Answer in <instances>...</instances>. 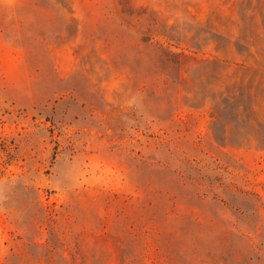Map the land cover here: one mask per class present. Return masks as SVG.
<instances>
[{
	"label": "rangeland",
	"instance_id": "obj_1",
	"mask_svg": "<svg viewBox=\"0 0 264 264\" xmlns=\"http://www.w3.org/2000/svg\"><path fill=\"white\" fill-rule=\"evenodd\" d=\"M0 264H264V0H0Z\"/></svg>",
	"mask_w": 264,
	"mask_h": 264
}]
</instances>
